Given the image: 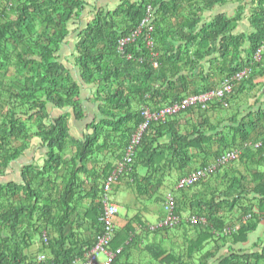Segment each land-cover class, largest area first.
Segmentation results:
<instances>
[{
	"label": "trees",
	"instance_id": "trees-1",
	"mask_svg": "<svg viewBox=\"0 0 264 264\" xmlns=\"http://www.w3.org/2000/svg\"><path fill=\"white\" fill-rule=\"evenodd\" d=\"M91 1L0 0V264H38L26 253L36 234L50 252L48 264L83 258L104 230L105 183L144 124L143 111L155 114L216 90L245 70L247 77L222 102L149 124L120 177L138 198L152 199L169 178L175 193L184 177L217 167L175 194L178 226L153 232L139 213L115 231L110 250L122 248L113 264H264V242L254 253L233 250L264 224V101L240 111L264 78V52L255 59L264 47V0H120L114 10ZM231 2L238 3L235 15L207 19ZM149 5L158 68L143 37L120 50ZM84 15L93 18L74 32L70 57L63 58L70 25ZM244 20L248 32L236 34ZM237 149L235 161L218 164ZM26 153L34 156L18 181L2 182ZM187 212L204 223L183 221ZM135 224L145 230L138 234ZM172 229L187 233L186 249L177 252L162 239L139 250L148 235L170 237ZM134 254L139 257L132 260Z\"/></svg>",
	"mask_w": 264,
	"mask_h": 264
},
{
	"label": "built area",
	"instance_id": "built-area-1",
	"mask_svg": "<svg viewBox=\"0 0 264 264\" xmlns=\"http://www.w3.org/2000/svg\"><path fill=\"white\" fill-rule=\"evenodd\" d=\"M155 21V13L154 8L149 5L146 10V16L143 19L141 25L133 31V33L123 39L120 42V50L122 51L123 47L127 44H134L138 41L141 37H143L145 45L148 51L152 54L153 58V65L155 68L159 67V63L157 61L158 54L155 52L156 45L154 40V23ZM264 52V47L258 51L255 56L256 61H260L262 57V53ZM248 75V70L240 72L235 76L226 79L222 85L213 91L206 92L204 94L191 96L186 98L180 104H176L173 106L165 107L161 111L157 113H151L148 109L143 111V116L145 119L144 124L140 126L137 130L130 146L127 149V154L124 161L118 165L117 169L108 177L104 191V212L100 218V222L104 225V230L100 236H98V240L94 245L93 249L87 254L85 260V264H113L117 256L122 252V249H118L117 251H111L110 247L112 242L114 241L115 235V225L113 220L118 213V207L116 204L112 202L111 199V192L112 187L115 185L121 174L129 167V164L133 162V156L135 153L136 146L140 143L141 139L143 138V133L149 126V124L153 121L158 122H165L167 119L171 117H175L179 115L182 111L190 109V108H198L201 110H206L211 103L214 101L222 102L223 99H226L227 96L234 92L235 86L237 83L243 81L245 77ZM224 107L228 108L229 105L225 102ZM241 155V150H234L224 154L218 164L221 166L227 165L229 162L235 161L238 156ZM217 165L210 166L207 170H198L187 177H184L179 181L177 189H184L189 188L195 185L200 179L206 176V173L216 169ZM163 211L165 214L164 219L158 224V228H173L178 226L181 223L180 216L176 213V198L173 193H169L166 196L165 203L163 204ZM192 224H200L204 223L203 219H200L196 216L189 218ZM249 219V217L244 219V223ZM240 226H236L235 228H228L225 230V234H231L232 232H236ZM47 239L45 242L47 243ZM100 255H104L105 258L102 262L99 260ZM42 262V261H41Z\"/></svg>",
	"mask_w": 264,
	"mask_h": 264
},
{
	"label": "rangeland",
	"instance_id": "rangeland-1",
	"mask_svg": "<svg viewBox=\"0 0 264 264\" xmlns=\"http://www.w3.org/2000/svg\"><path fill=\"white\" fill-rule=\"evenodd\" d=\"M109 1H113V0H103L101 2V5H99L100 0H93V1H91V3H92L93 6L97 5L98 7H101V8L102 7L108 8L107 10H109L110 9L109 8V4H108ZM116 2H117V0H116ZM116 7L114 6V8H111L110 10H114ZM89 10L92 12L93 8H88L87 11H89ZM92 18H93V16H91V15H84L83 18L81 20H79L78 22L71 23L70 30H72V35L69 38V40H71V43L68 44V45H65L63 47V50H62V57L63 58L64 57H70L73 41L75 39L74 32H77L79 29L83 28ZM69 60L71 61L72 58H70ZM68 63L69 62L67 61V65H68ZM53 112L55 113L54 115H57L56 114L57 111H53ZM222 115L224 117L226 114H222ZM86 124L87 123L83 124L82 126H80V128L81 129H86V126H87ZM78 133H79V131L77 130V128H75L73 130V132H72V134H78ZM35 146H37V143H35L33 147H35ZM32 158H33V155L31 153H26L25 156L18 163L22 164L25 161H26V163H28V161H30ZM176 179H177V174L173 175V179L172 180L175 181ZM170 180H171V178L168 179V181L166 182L165 187L159 193H157L156 196H154L152 199H149V198L147 199V198H138V196L136 195L135 191L132 190L130 187H128V185L126 184L125 179L124 178H120L119 182L117 184H115L113 192L110 194V196L113 198V201L116 204H118V206L120 208L119 217L122 220H125L126 216L133 217L134 215H137L139 213L143 215L144 212L148 211L149 208L150 209L152 208V212H150L148 214V216L146 217L145 222L148 225V227L157 226V224L159 222V221L157 222V218L161 217V216H164V212H163V204L161 202H155V199H156V197L165 199V197H166V195L168 193H173L174 192L172 186L169 185ZM177 191L175 192V194L177 196H179L180 193H178ZM182 216H183V221H186V219L190 216V214L187 212V213L183 214ZM261 225H262L261 228H263L264 224H261ZM261 228H259V229H261ZM183 232H184V229H183ZM169 233L170 234H176L175 235L176 237H179L182 234L181 231H178L176 229H172ZM153 235L154 234H151L152 237H153ZM181 237H182V235L180 236L179 241H181ZM189 237L191 238L192 236H189ZM248 242H250L251 244L252 243L262 244L264 242V238H262L261 233L257 230L256 233L250 234L248 236ZM178 243H180V242H178ZM38 251H42L43 252L45 250H43V246H42V244L40 242L39 234H36V235L33 236L32 247L26 253L27 254H35ZM138 257L139 256L134 254L132 260L136 259ZM104 258H105L104 255H100L99 260L102 262V260H104ZM141 261H142V259H141Z\"/></svg>",
	"mask_w": 264,
	"mask_h": 264
},
{
	"label": "crops",
	"instance_id": "crops-1",
	"mask_svg": "<svg viewBox=\"0 0 264 264\" xmlns=\"http://www.w3.org/2000/svg\"><path fill=\"white\" fill-rule=\"evenodd\" d=\"M103 0H100V2H99V5H101V2H102ZM105 2V1H104ZM119 2H120V0H117V2H116V0H113V1H109V8L111 9V8H114V6L116 7L118 4H119ZM249 2H250V0H245V4L246 5H249ZM102 8H105V7H102ZM237 8H238V3H233V2H231V3H229L227 6H225V7H217L215 10H213L212 12H208L206 15H207V19H211V18H213L216 14H218V13H226V14H228L229 16H233V15H235V13H236V10H237ZM248 27H249V24H248V22L246 21V20H244L243 21V23H241L238 27H237V29H236V31H235V33L236 34H242V33H244V32H248ZM202 66H204L205 67V69L207 70V72H209V70H211L212 69V67H211V65L209 64V63H202ZM255 84H256V86H257V88H256V90H254V92H253V94H254V96L251 98V99H249L248 101L247 100H245V101H243L242 103L243 104H241V106H240V111L241 112H243V111H245L246 109H248L249 107H251V106H254L255 105V102H256V100L259 98V99H261L262 100V102L264 101V78H262V79H258V80H256L255 81ZM253 99V100H252ZM43 153V152H42ZM41 154V153H40ZM33 156H34V154H33ZM35 161H40L41 160V155H39V154H36L35 155ZM32 161V159L30 160V161H28V162H31ZM24 164H27L26 163V161L25 162H23L22 164H19V163H16V164H14L13 165V167L12 168H10L9 169V171L7 172V174H6V177L5 178H2V182H10V181H15V182H17L18 181V179H19V172H20V168L24 165ZM150 212H152V208L150 209H148V211H146V212H144V214L142 215V221L143 222H145V220H146V217L148 216V214L150 213ZM136 215H134L133 217H130V216H126V219L125 220H122L119 216L117 217V219H116V221H115V224H116V231L119 229H121L122 227H124V226H126V225H128V223H129V221H130V219L132 218H134ZM163 216H161V217H158L157 218V222L158 221H160L161 220V218H162ZM145 224H146V222H145ZM135 227H136V229H138L137 231V233L138 234H141L142 233V230L144 231L145 229L144 228H142V227H140V225L138 224V226H137V224H135ZM262 227V225L259 227V228H261ZM258 228V231L261 233V235H262V238H264V225H263V228H261V229H259ZM88 229V227L86 226L85 227V229H84V234L86 233V236H89V233H87V230ZM181 232H182V236H183V239H182V237H181V241H179V239H180V236L179 237H176L175 235L176 234H172L170 237H169V235L167 236V235H165L164 233H161L160 235H153V237L151 236V234L150 235H148V239L147 240H144V243H142L141 244V247H139V250H142L143 249V247L145 246V244L146 243H148L149 241H151L152 243H154L155 241H160V240H162V239H165V242H166V247L167 246H169V244H170V248H173V249H175L177 252H180V251H182V250H184V249H186L187 247H185V241H184V236H187V233L184 231L183 232V230H180ZM256 233V232H255ZM161 235H164V236H167V237H164V238H162L161 237ZM191 235H192V237H195V234L194 233H191ZM188 236H190V235H188ZM149 240V241H148ZM177 240V241H176ZM163 241V240H162ZM171 241V242H170ZM41 242V241H40ZM178 242H180V243H178ZM250 242H246V243H244V244H238V245H235L234 246V248H233V250L234 251H236V252H238V251H243V252H245V253H254V252H256V251H260V248H262V245L261 244H256V243H250ZM41 244H42V242H41ZM43 245V244H42ZM259 245H261L260 247H258ZM210 247L211 246H208V248H207V250H209L210 249ZM169 248V249H170ZM230 248V246H228V247H225L224 249H223V251L221 252V255H225V254H227L228 253V251L229 250H231V249H229ZM138 250V251H139ZM28 256H30V257H36V259H37V261L38 262H41V261H43V263L44 264H48V262L50 261V259H51V255H50V252H48V251H38V252H36L35 254H27ZM148 260H149V258H148ZM86 260H84V262H85ZM211 264H216L215 263V261L214 262H211Z\"/></svg>",
	"mask_w": 264,
	"mask_h": 264
},
{
	"label": "clouds",
	"instance_id": "clouds-1",
	"mask_svg": "<svg viewBox=\"0 0 264 264\" xmlns=\"http://www.w3.org/2000/svg\"><path fill=\"white\" fill-rule=\"evenodd\" d=\"M120 177H121V176H120ZM118 181H119V180H118ZM117 183H118V182H117ZM117 183H116V184H117ZM114 186H115V185H113V187H112V192H113ZM177 187H178V185H177ZM177 187H176V190H178ZM112 192H111V193H112ZM168 194H169V193H168ZM173 194H174V196H175V193H174V192H173ZM166 196H167V195H166ZM175 198H176V197H175ZM111 199H112V202H113L114 204H116V203L113 201V198H112V197H111ZM165 200H166V197H165ZM164 203H165V201H164ZM164 203H163V204H164ZM116 205H117L118 209L120 210L118 204H116ZM119 210H118V211H119ZM103 212H104V209H103ZM163 212H164V211H163ZM164 217H165V214H164V216L162 217V219L158 222V224L164 219ZM192 217H193V216H192ZM189 218H190V216H189ZM187 220H188V218H187ZM188 221H189V220H188ZM158 224H157V226H155V227H152V226H151V227H150V230L154 232V231L157 230V229H163V228H158ZM114 225H115V228H116V224H115V223H114ZM175 227H176V226H175ZM173 228H174V227H173ZM115 231H116V229H115ZM46 239L48 240V238L45 237V239H44V243H45V244L48 243V241H47V243L45 242ZM95 244H96V242H95ZM95 244H94V245H95ZM92 249H93V248H92ZM121 249H122V248H121ZM88 253H89V252H88ZM88 253H87V254H88ZM87 254H86L83 258H79V259H77V260L75 261L74 264H85L86 261L84 262V260H85V258H86V256H87ZM39 263H43V261H42V262H38V264H39ZM43 264H44V263H43Z\"/></svg>",
	"mask_w": 264,
	"mask_h": 264
}]
</instances>
